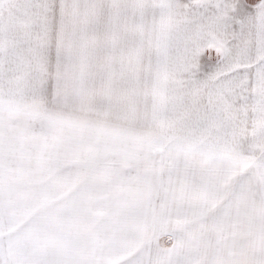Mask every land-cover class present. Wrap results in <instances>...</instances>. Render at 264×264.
<instances>
[{"label": "snow or ice", "instance_id": "6c2138e0", "mask_svg": "<svg viewBox=\"0 0 264 264\" xmlns=\"http://www.w3.org/2000/svg\"><path fill=\"white\" fill-rule=\"evenodd\" d=\"M0 264H264V0H0Z\"/></svg>", "mask_w": 264, "mask_h": 264}]
</instances>
